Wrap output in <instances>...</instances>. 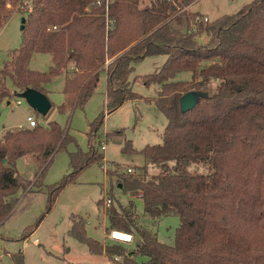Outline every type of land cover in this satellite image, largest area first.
Listing matches in <instances>:
<instances>
[{
	"label": "trees",
	"instance_id": "1",
	"mask_svg": "<svg viewBox=\"0 0 264 264\" xmlns=\"http://www.w3.org/2000/svg\"><path fill=\"white\" fill-rule=\"evenodd\" d=\"M197 1L148 0L142 7L145 0H115L109 9L113 26L107 29L104 9L93 6L94 0H34L33 12L24 15L22 44L0 70V103L12 96L7 80L19 93L32 88L48 96L44 86L67 72L58 109L70 114L85 109L103 71L108 115L140 99L133 92L136 82L157 87L149 101L168 120L163 142L141 150L140 174L122 175L121 184L125 193L140 195L145 217H178L180 225L175 243L168 245L137 228L129 211L110 210V229L137 237L134 249L124 254L89 238L85 221L75 220L70 234L112 264H264V0L208 23L198 22L205 16L188 9ZM18 2L0 0V27ZM36 53L51 55L48 72L29 68ZM153 56H165L163 66L132 82L135 65ZM182 73L192 79L176 80ZM201 90L209 97L183 114L181 97ZM105 114L91 123V134ZM74 141L54 121L3 134L0 227L26 188L17 162L29 158L37 164L35 182L42 192L40 182L54 156ZM93 148L70 153L74 171L51 189L52 203L82 170L103 160ZM124 151L134 150L128 144ZM150 166L158 171L152 178ZM16 264H24L22 258Z\"/></svg>",
	"mask_w": 264,
	"mask_h": 264
},
{
	"label": "rangeland",
	"instance_id": "2",
	"mask_svg": "<svg viewBox=\"0 0 264 264\" xmlns=\"http://www.w3.org/2000/svg\"><path fill=\"white\" fill-rule=\"evenodd\" d=\"M253 1L255 0H201L193 11L208 15L211 19L209 22H212L221 16L236 14ZM147 3L148 0H145L142 7ZM23 18V14L14 12L6 24L0 27V70L10 60L12 51L22 44ZM206 40L204 38L201 41ZM165 60V56L146 58L136 67L131 81L136 76L153 74L163 66ZM52 62L51 55L37 53L32 56L29 68L46 73ZM191 76V73H182L176 80L190 81ZM63 79L61 74L46 84L50 90L49 99L54 106L47 117L39 116L16 94L0 103V136L9 130L27 127V118L34 115L38 124L46 127L49 122H57L75 139L65 150L54 156L40 182L42 192H37L39 184L35 182L37 164L29 158H22L17 162L18 171L27 182L26 188L19 192V202L13 216L0 227V264H16L20 258L24 264H112L105 255L91 254L87 245L70 234L73 222L82 219L89 238L104 247L113 246L118 252L129 254L135 247L137 237L134 234L133 244L115 243L108 238L111 231L108 216L112 209L129 211L137 228L150 230L161 242L173 245L180 219L167 217L159 221L150 220L144 215L140 195L125 193L121 184L122 175L128 174L129 168L134 170L132 175L140 174L138 167L145 165V158L140 151L148 145L163 142L162 135L168 120L149 101L156 97L157 87H146L140 82L133 84V92L140 99L126 101L118 110L104 116L101 126L91 134V123L101 114H107L106 71L101 73L98 89L85 109H77L71 114L58 109L64 103ZM7 85L12 90L10 80H7ZM128 144L134 151H124ZM91 146L103 160L82 170L58 193L52 203L51 189L74 171L70 165V153L79 149L88 153ZM103 146L106 147L105 151L102 150ZM200 169L204 170L203 167ZM148 171L149 178L158 174L151 166ZM107 199L111 200L110 206H106ZM25 236L28 237L24 239ZM116 260L122 261L123 257L117 256Z\"/></svg>",
	"mask_w": 264,
	"mask_h": 264
},
{
	"label": "water",
	"instance_id": "3",
	"mask_svg": "<svg viewBox=\"0 0 264 264\" xmlns=\"http://www.w3.org/2000/svg\"><path fill=\"white\" fill-rule=\"evenodd\" d=\"M26 18L22 19L21 30L25 29ZM17 96L23 99L32 108V110L41 115L42 117H47L53 108L52 102L40 91L29 88L22 93H18ZM209 93L206 91H190L184 94L180 99V108L183 114L194 110L201 100L207 99Z\"/></svg>",
	"mask_w": 264,
	"mask_h": 264
},
{
	"label": "built area",
	"instance_id": "4",
	"mask_svg": "<svg viewBox=\"0 0 264 264\" xmlns=\"http://www.w3.org/2000/svg\"><path fill=\"white\" fill-rule=\"evenodd\" d=\"M115 0H94L93 6H97L99 8L104 9V15L107 21V29H111L113 26V21L110 20L109 17V9L110 5L114 2ZM10 7V6H9ZM34 10V0H19L18 5L16 7L15 12L21 13L23 15H28L32 13ZM198 22H204L208 23L209 19L207 17L205 18H198ZM18 103H21V100L18 101ZM108 114H105L107 116ZM27 123H28V128H35L38 125V122L36 120V117L34 115H30L27 118ZM25 129V128H23ZM106 147L103 146L102 150L105 151ZM128 174L134 173V170L132 168H129L127 170ZM106 206H110L111 200L107 199L105 200ZM109 240L115 243H121V244H133L134 243V236L131 233L128 232H123L119 230H111L109 235H108Z\"/></svg>",
	"mask_w": 264,
	"mask_h": 264
},
{
	"label": "crops",
	"instance_id": "5",
	"mask_svg": "<svg viewBox=\"0 0 264 264\" xmlns=\"http://www.w3.org/2000/svg\"><path fill=\"white\" fill-rule=\"evenodd\" d=\"M200 1H201V0L192 3V4L188 7V9H189L190 11H192V12H198V13H200L199 11H193V8H194L195 6H197V4L200 3ZM200 14H202V13H200ZM202 15H204V14H202ZM204 16L207 17L209 20H211L210 17H209L208 15H204ZM221 17H222V16H221ZM219 18H220V17H219ZM36 54H37V53H36ZM52 66H53V62H52L51 67H52ZM137 66H138V64L135 65V69H136ZM71 69H72V67L70 68V70H71ZM68 71H69V70H68ZM103 72H104V71H103ZM106 73H107V72H106ZM62 76H63V78H64L63 80H64V84H65V81H66V78H67V72L62 73ZM44 88H45V90H46V92H47V94H48V98H49L50 90H49L48 85H45ZM63 88H64V86H63ZM18 93H19V92L13 87V88H12V96L15 95V94L17 95ZM17 97H18V96H17ZM19 99H20V98H19ZM46 127H48V125H47ZM24 128H25V129L28 128V125H27V127H24ZM3 134H4V133L1 134L0 138L3 137ZM93 134H94V133H93ZM119 187L121 188V186H119ZM29 193H36V192H29ZM29 193H28V194H29ZM18 197H19V193H18ZM13 214H14V213H13ZM13 214H12V216H13ZM12 216H11V217H12ZM11 217H10V218H11ZM10 218H9V219H10ZM108 220H109V218H108ZM5 223H6V222H5ZM3 225H4V224H3ZM0 239H1V238H0Z\"/></svg>",
	"mask_w": 264,
	"mask_h": 264
}]
</instances>
